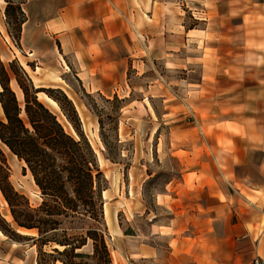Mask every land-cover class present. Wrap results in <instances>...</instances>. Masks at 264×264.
Wrapping results in <instances>:
<instances>
[{
    "label": "rangeland",
    "instance_id": "1",
    "mask_svg": "<svg viewBox=\"0 0 264 264\" xmlns=\"http://www.w3.org/2000/svg\"><path fill=\"white\" fill-rule=\"evenodd\" d=\"M8 1V17L6 2H0V62L7 67L14 63L35 88L54 90L52 95L59 99L61 92L72 102L104 179L103 227L112 264H181V248L195 243L191 237L208 198L205 189L193 186L194 174L183 183L187 168L181 160L192 153H233L230 140L215 138V110L222 102L223 109L229 107L230 88L236 91L233 97L244 98L247 85L229 80V62H208L215 56L203 43L210 40L203 31L214 24L203 10L209 5L196 0H117L116 9L110 6L111 14L124 23L126 45L131 52L135 45L137 52L127 54V62H113L108 80L84 87L73 68L67 71L56 62H43L42 70H36L37 62L23 58L20 39L15 43L12 38L19 28L17 7L23 11L26 0ZM10 86L21 100L13 81ZM38 98L77 139L59 107L44 93ZM1 150L14 189L31 208L38 207L42 198L31 175L3 146ZM216 168L222 172L220 179L227 180L225 164ZM241 195L253 202L244 192ZM3 221L11 224L12 218L0 197V227L6 228ZM18 230L14 238L0 230V264H37L40 251L62 250L30 240L36 231ZM82 252H90V246Z\"/></svg>",
    "mask_w": 264,
    "mask_h": 264
},
{
    "label": "crops",
    "instance_id": "2",
    "mask_svg": "<svg viewBox=\"0 0 264 264\" xmlns=\"http://www.w3.org/2000/svg\"><path fill=\"white\" fill-rule=\"evenodd\" d=\"M196 1L209 5L203 10L214 20L203 31L210 37L209 42H203L204 48L215 55L208 62H229V80L247 85L244 98L233 97L236 91L230 88L229 107L223 109L222 102L215 110V138L219 135L222 141L230 140L233 153L227 157L192 153L181 160L187 168L183 183L194 174L193 186L205 189L208 198L191 237L195 243L181 248L178 261L242 264L255 257L264 259V0ZM116 3L26 0L20 34L23 58L37 62L36 70H42L43 62H56L62 70L73 68L84 87L108 80L113 62H127L126 55L137 52L135 45L133 52L126 45L129 38L124 23L111 14L110 6L116 9ZM231 21L240 22L231 25ZM221 163L228 172L229 180L224 178V182L216 168ZM186 248L190 250L184 254Z\"/></svg>",
    "mask_w": 264,
    "mask_h": 264
},
{
    "label": "trees",
    "instance_id": "3",
    "mask_svg": "<svg viewBox=\"0 0 264 264\" xmlns=\"http://www.w3.org/2000/svg\"><path fill=\"white\" fill-rule=\"evenodd\" d=\"M6 2L5 16L11 3ZM16 43L20 39L25 14L20 8ZM22 94L19 100L11 82ZM0 195L6 202L11 224L0 230L10 238L18 229L36 231L30 240L41 247L55 244L52 254L39 253L37 264H112L103 227L101 192L103 175L96 156L79 129V118L72 102L61 92L35 88L27 74L14 63L0 62ZM57 92V91H56ZM44 93L57 103L77 139L67 132L55 113L39 101ZM1 146L23 163L40 191L41 204L31 208L27 199L11 184ZM90 252H82L86 246ZM55 254V255H54ZM50 258L46 261L41 258Z\"/></svg>",
    "mask_w": 264,
    "mask_h": 264
},
{
    "label": "bare ground",
    "instance_id": "4",
    "mask_svg": "<svg viewBox=\"0 0 264 264\" xmlns=\"http://www.w3.org/2000/svg\"><path fill=\"white\" fill-rule=\"evenodd\" d=\"M49 101L52 103V104H54L55 106H57V108H58V105L54 102V101H52V100H50V98H49ZM4 147V146H3ZM5 148V150H7V151H9L6 147H4ZM15 157V156H14ZM16 158V157H15ZM0 197H1V195H0ZM2 198V197H1ZM2 200H3V198H2ZM4 201V200H3ZM4 204L7 206V204H6V202L4 201ZM18 232L20 233V234H32L31 232H28V231H26V230H18ZM57 247V246H56ZM59 248H61V247H59Z\"/></svg>",
    "mask_w": 264,
    "mask_h": 264
},
{
    "label": "built area",
    "instance_id": "5",
    "mask_svg": "<svg viewBox=\"0 0 264 264\" xmlns=\"http://www.w3.org/2000/svg\"><path fill=\"white\" fill-rule=\"evenodd\" d=\"M242 264H264V259L260 258V257H255L254 259L242 263Z\"/></svg>",
    "mask_w": 264,
    "mask_h": 264
}]
</instances>
